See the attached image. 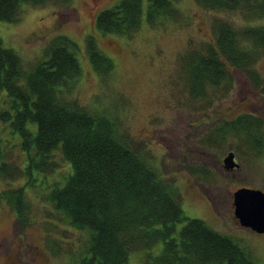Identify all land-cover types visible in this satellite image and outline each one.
<instances>
[{"label":"rangeland","instance_id":"374dc122","mask_svg":"<svg viewBox=\"0 0 264 264\" xmlns=\"http://www.w3.org/2000/svg\"><path fill=\"white\" fill-rule=\"evenodd\" d=\"M117 1L72 0L70 7L22 4L17 21L0 20L1 42L28 70L46 58L44 49L51 38H72L81 75L68 95L114 120L120 136L161 179L175 186L186 217L203 220L229 236L255 264H264V232L240 226L232 204V192L239 186L264 191V50L255 49L245 67L225 61L221 72L225 80L204 84L197 95H191L188 85L191 53L203 54L207 42H214V22H228L237 29L259 27L264 26V16L250 17L242 8L205 9L195 0H178L174 5L179 15L148 24V0H142L143 19L134 34L102 36L95 17ZM86 35L95 37L99 49L113 61L115 68L106 80L92 69L84 48ZM4 109L10 110L9 99L0 90V111ZM238 118L251 122L252 131L258 130V145H249L245 131L236 124ZM26 124L36 131L35 122ZM0 145L11 170L25 166L20 137L1 118ZM229 150L239 163L232 171L222 165ZM53 158L59 162L57 169L47 173L34 169L32 177H26L30 219L23 228L1 192L22 185L25 178L0 177V264H70L86 248L89 231L69 223L47 198L71 172L59 149L53 151ZM182 224L178 222L176 228ZM160 247L157 242L152 251ZM140 261V252L129 253V264Z\"/></svg>","mask_w":264,"mask_h":264},{"label":"trees","instance_id":"16d2710c","mask_svg":"<svg viewBox=\"0 0 264 264\" xmlns=\"http://www.w3.org/2000/svg\"><path fill=\"white\" fill-rule=\"evenodd\" d=\"M175 1L148 0V24L179 15ZM195 1L205 9L242 8L250 17L264 16V0ZM26 3L70 7L72 0H0V20L17 21ZM142 19V0H118L97 13L95 27L102 36H130ZM212 28L214 42H207L203 54L191 53L190 65L187 63L191 95L199 94L204 84L224 81L225 61L245 67L252 62L255 49L264 50V26L237 29L216 21ZM84 43L92 69L106 80L115 68L112 59L99 49L92 35H86ZM76 49L72 38L56 35L44 49L46 58L24 70L18 55L0 38V90L5 91L10 109L1 110L0 118L18 133L26 163L11 170L0 145V177L16 174L25 178L22 185L1 192L15 212L16 223L25 227L30 219L26 177H32L34 169L46 173L57 169L53 151L59 149L71 172L47 198L69 223L89 231L86 248L70 264H129L131 252H140L137 264H255L229 236L199 218L184 215L175 186L161 179L120 136L112 118L90 111L68 95L81 75ZM28 122L36 123V131L27 128ZM236 124L245 131L249 145H258V130L252 131L251 122L238 118ZM234 126L232 123L231 128ZM157 242L161 247L154 253Z\"/></svg>","mask_w":264,"mask_h":264},{"label":"water","instance_id":"95a60500","mask_svg":"<svg viewBox=\"0 0 264 264\" xmlns=\"http://www.w3.org/2000/svg\"><path fill=\"white\" fill-rule=\"evenodd\" d=\"M226 170L237 168L233 151L223 156ZM233 214L241 226L255 232H264V191L259 188L241 186L232 192Z\"/></svg>","mask_w":264,"mask_h":264},{"label":"flooded vegetation","instance_id":"af4514ba","mask_svg":"<svg viewBox=\"0 0 264 264\" xmlns=\"http://www.w3.org/2000/svg\"><path fill=\"white\" fill-rule=\"evenodd\" d=\"M232 170H234V169H231L230 171H232Z\"/></svg>","mask_w":264,"mask_h":264}]
</instances>
